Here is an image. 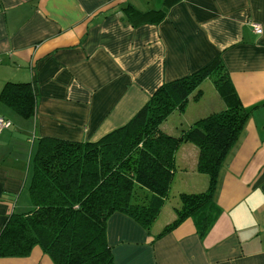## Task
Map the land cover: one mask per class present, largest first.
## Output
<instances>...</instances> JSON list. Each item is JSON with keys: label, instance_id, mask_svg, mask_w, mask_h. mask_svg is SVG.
Wrapping results in <instances>:
<instances>
[{"label": "crops", "instance_id": "obj_1", "mask_svg": "<svg viewBox=\"0 0 264 264\" xmlns=\"http://www.w3.org/2000/svg\"><path fill=\"white\" fill-rule=\"evenodd\" d=\"M216 57L250 110L217 179L216 222L204 237L190 218L155 237L174 219L179 193L207 186L196 170L198 148L183 142L169 195L149 230L115 212L106 238L116 264H264V0H0V118L7 123L0 128V230L12 212L29 208L39 138L97 141L124 125L162 83ZM8 83H28L30 116L2 95ZM163 122L161 129L174 135ZM0 264L54 263L34 246L25 257H0Z\"/></svg>", "mask_w": 264, "mask_h": 264}, {"label": "trees", "instance_id": "obj_2", "mask_svg": "<svg viewBox=\"0 0 264 264\" xmlns=\"http://www.w3.org/2000/svg\"><path fill=\"white\" fill-rule=\"evenodd\" d=\"M206 79L213 81L224 106L177 135L163 131L160 125L172 112L201 97ZM2 95L20 115L33 113L28 83H8ZM249 113L216 57L191 74L162 83L124 125L97 141L39 138L27 188L30 205L7 217L0 230V257H25L39 246L54 264H116L106 238L108 218L123 213L149 230L169 195L175 152L183 142L198 148L196 170L207 176V186L179 193L174 219L155 237L186 218L204 237L221 212L215 201L218 176Z\"/></svg>", "mask_w": 264, "mask_h": 264}, {"label": "rangeland", "instance_id": "obj_3", "mask_svg": "<svg viewBox=\"0 0 264 264\" xmlns=\"http://www.w3.org/2000/svg\"><path fill=\"white\" fill-rule=\"evenodd\" d=\"M200 88L202 90V95L199 99H189V102H187L182 110H175L164 120L163 125L166 129L172 131L174 135L180 132H178L177 129L181 127L183 121H187L190 118L192 119V117L197 115L198 111H204V109L208 110L213 105H220V102L223 103L211 79L203 82Z\"/></svg>", "mask_w": 264, "mask_h": 264}, {"label": "built area", "instance_id": "obj_4", "mask_svg": "<svg viewBox=\"0 0 264 264\" xmlns=\"http://www.w3.org/2000/svg\"><path fill=\"white\" fill-rule=\"evenodd\" d=\"M252 28H253L254 32H256V33H260L262 31L261 27L256 23L252 24ZM6 125H7V123L4 122V120L2 118H0V128L4 127Z\"/></svg>", "mask_w": 264, "mask_h": 264}]
</instances>
